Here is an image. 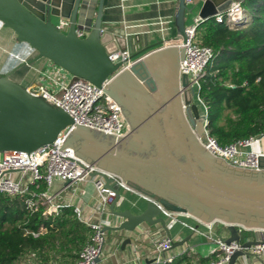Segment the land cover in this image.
<instances>
[{
    "label": "water",
    "instance_id": "obj_1",
    "mask_svg": "<svg viewBox=\"0 0 264 264\" xmlns=\"http://www.w3.org/2000/svg\"><path fill=\"white\" fill-rule=\"evenodd\" d=\"M233 2L205 0L199 15L203 20L215 18ZM188 9L187 1L179 0L175 41L187 39ZM103 14L104 0H0V22L15 32L19 42L34 49L37 59H49L97 86L110 79L104 90L118 103L130 131L119 135L76 123L60 148L73 147L76 156L116 174L147 197L139 213L116 211L117 186L110 209L123 220L106 230L134 232L143 223L160 224L170 236L161 205L207 223H225L230 232L227 244L242 242V249L228 262L236 264L240 256L249 255L250 249L263 242L244 241L240 227L254 229L256 234L264 231V154L259 156V169L233 166L215 156L199 140L206 115L200 112L188 75L180 73L186 46L150 44L132 53L142 59L121 68V63L109 58L105 40L110 33L102 32ZM53 16L68 18V30H60ZM78 29L86 37H79ZM11 74L0 76V153L29 152L54 142L74 124L72 117L14 81ZM106 186L113 188V180L107 177ZM131 241L127 238L124 245Z\"/></svg>",
    "mask_w": 264,
    "mask_h": 264
},
{
    "label": "built area",
    "instance_id": "obj_2",
    "mask_svg": "<svg viewBox=\"0 0 264 264\" xmlns=\"http://www.w3.org/2000/svg\"><path fill=\"white\" fill-rule=\"evenodd\" d=\"M186 1L190 5L193 0ZM245 17H247V12L242 1H234L225 12L215 16L218 21L226 20L228 23ZM202 20L199 14L194 15L192 23L186 25L187 39H179L168 44L186 46V55L180 73L188 75L191 86L195 90V99L201 108V114L206 115V118L202 120L203 131L199 134V140L215 156L224 158L227 163L233 166L259 169L258 159L263 153L254 151L252 147L254 142L264 139V131L248 139L221 145L208 129L207 109L200 97L199 89L200 80L212 56V49L202 44L198 34V25ZM56 25L60 30L67 31L70 20L61 17ZM102 32L107 33L105 29H102ZM76 33L81 38L87 35L82 29L76 30ZM109 51L110 60L114 63H121V68H129L133 63L142 59V57H132L133 52L129 45L123 48L109 49ZM48 78L52 81L50 85L27 89L35 95L43 97L53 106L66 111L72 117L74 124L68 125L61 131L54 142L41 145L35 150L1 152L0 192L10 196H24L26 208L31 212L37 211L40 206L44 205L46 207L44 213L58 214L62 205L73 206L76 220L89 229V236L79 253V258L71 264H100V262H95V259L101 258L103 254L106 227L111 226L108 225L106 216L110 212L111 202L117 195L116 187L131 188L116 174L102 170L76 156L73 147L65 146L62 150L60 148L76 123L119 135L126 134L128 125L124 121L122 110L116 100L104 90L108 87L109 78L103 82L102 86L77 77H74L69 83L55 79L51 75ZM107 177L113 180V188L106 186ZM57 180L64 183L63 189L69 188L73 195H76L82 183L93 182L96 192L92 211L85 215L83 208L72 204L71 199L65 204H57L56 195L51 192ZM68 181L70 184L66 185ZM159 207L166 216L168 224L178 221V216L181 213L167 211L161 205ZM244 230L250 231V229L240 227V231L244 232ZM33 234L38 236L40 233L33 232ZM214 241L213 253H218V258L208 264H228L231 255L236 250L242 249V242L233 241L227 244L226 240L219 237ZM173 245L174 240L171 236L155 235L151 240L154 256L149 264L173 263L175 255L168 254ZM252 249L254 254L264 253V241Z\"/></svg>",
    "mask_w": 264,
    "mask_h": 264
},
{
    "label": "trees",
    "instance_id": "obj_3",
    "mask_svg": "<svg viewBox=\"0 0 264 264\" xmlns=\"http://www.w3.org/2000/svg\"><path fill=\"white\" fill-rule=\"evenodd\" d=\"M242 4L245 18L228 23L212 17L198 25L202 44L212 49L199 94L207 109L210 134L221 145L264 131V0H242ZM24 199L0 192V264H29L28 255L39 264L77 261L89 229L76 220L74 207L62 205L58 214H48L42 205L31 212ZM63 234L70 236L74 250L55 256L50 246ZM217 258L218 253H212L197 264ZM169 264L191 262L185 254Z\"/></svg>",
    "mask_w": 264,
    "mask_h": 264
},
{
    "label": "crops",
    "instance_id": "obj_4",
    "mask_svg": "<svg viewBox=\"0 0 264 264\" xmlns=\"http://www.w3.org/2000/svg\"><path fill=\"white\" fill-rule=\"evenodd\" d=\"M204 1L193 0L188 5L186 25L192 23L194 15L200 13ZM178 5L179 0H104L103 29L110 33V38L105 37V41L111 39L107 43L108 48H123L129 45L135 53L153 43L161 42V47L174 42L178 37L175 25ZM37 55V52L28 44L17 40L11 28L5 27L0 22V76L11 72V78L14 81L30 89L40 85H50L52 81L48 78L49 75L66 83L73 80L74 76L70 73L49 59H37ZM123 118L128 125L126 132L128 133L131 125L124 115ZM252 148L264 154V139L254 142ZM63 185L64 183L57 180L51 190L56 195L57 204H65L71 199L72 204L81 206L84 214L88 215L92 211L96 192L94 183L91 181L82 183L76 195H73L69 188L63 189ZM145 201L141 193L121 188L120 199L115 209L139 213L145 208ZM109 211L106 216L108 225L114 226L123 220L112 213L110 206ZM168 227L170 236L174 240L173 248L168 254L175 255V260L187 254L191 264H197L199 258L213 253L215 238L225 240L230 236L225 223L218 220L207 223L188 213L179 215L178 221L168 224ZM254 231V229L244 230V241L254 239L264 241V231L259 234ZM155 235L168 236L160 224L143 223L134 232L107 230L100 264H149L154 256L151 240ZM127 238H131L132 241L124 245ZM68 247L66 251L74 250L72 243ZM249 253V255L240 256L236 264H264V253L254 254L253 249H250Z\"/></svg>",
    "mask_w": 264,
    "mask_h": 264
},
{
    "label": "rangeland",
    "instance_id": "obj_5",
    "mask_svg": "<svg viewBox=\"0 0 264 264\" xmlns=\"http://www.w3.org/2000/svg\"><path fill=\"white\" fill-rule=\"evenodd\" d=\"M52 20L54 23H57L59 18L54 16ZM70 239V236H67L66 234L61 235L59 240L55 239L53 244L50 246V249L52 248V254L55 256H60L61 253L65 252L67 248H69L68 245L71 244ZM25 260L29 262V264H39L32 255H28ZM54 263H56V261Z\"/></svg>",
    "mask_w": 264,
    "mask_h": 264
},
{
    "label": "flooded vegetation",
    "instance_id": "obj_6",
    "mask_svg": "<svg viewBox=\"0 0 264 264\" xmlns=\"http://www.w3.org/2000/svg\"><path fill=\"white\" fill-rule=\"evenodd\" d=\"M200 112H201V109H200Z\"/></svg>",
    "mask_w": 264,
    "mask_h": 264
}]
</instances>
